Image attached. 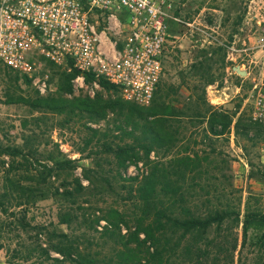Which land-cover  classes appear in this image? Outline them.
Returning <instances> with one entry per match:
<instances>
[{"label":"rangeland","instance_id":"rangeland-1","mask_svg":"<svg viewBox=\"0 0 264 264\" xmlns=\"http://www.w3.org/2000/svg\"><path fill=\"white\" fill-rule=\"evenodd\" d=\"M177 15L182 21L171 26L174 44L164 59V73L155 97L175 111H181V115L168 117V130L175 141L168 152L161 149L158 156L152 152L149 166L158 162L171 169L173 158L194 157L197 153L196 168L188 167L190 170L178 182L185 192L186 203L196 204L201 210L206 205L234 207L240 212V222L227 218L220 227L213 225L206 237L196 232L186 234L170 254L168 264H264V246H260L259 239L264 238V227L253 224L243 241L242 225L247 207L264 211V128L257 127L250 117L256 88L264 80V52L257 45L261 37L264 39V0H177ZM62 70L67 71L50 66L49 90L41 95L20 74L0 66V193L7 188L5 175L11 163V158L1 153V147L8 144L26 145L25 152L30 148L37 150L35 158H40L41 163L46 162L43 159L50 150L75 159L72 173L85 186L83 194L72 204L54 194L57 187L63 190L62 177H51L45 183L20 179L11 197L3 199L0 207L3 245L0 264H39L36 254L25 261L16 251L23 250V244H46L45 235L36 237L33 228L36 225L47 230L57 226L69 231L57 223V213L69 208L83 212L87 221L105 215L108 209L118 208L124 212L129 225H134L137 208L126 197L127 188L123 184L127 182L117 175L112 156L96 153L98 146L94 141L85 144L90 133L87 126L106 131L113 139L118 133L119 116L108 111L106 118L94 120L83 110L69 115L68 105L63 108L65 111L55 112L34 109L28 104L36 95L61 96L68 100L119 97L117 92L101 87L93 88L91 93V83L85 81L88 87H80L74 81L75 76L71 79L72 91L62 90L59 78ZM238 70L245 74H239ZM208 79L213 81L207 84ZM209 104L230 119L226 132L219 137L208 133L206 116L194 115L197 110L207 115ZM31 161L33 164L27 169L19 166L9 175H14L16 180L27 173L34 174V168L41 166L34 159ZM137 172L138 168L131 164L124 173ZM21 219L29 222L28 232L23 231ZM105 222L101 219L97 229L101 231ZM93 235L98 237L100 233L93 232ZM111 244H103V254L109 252Z\"/></svg>","mask_w":264,"mask_h":264},{"label":"trees","instance_id":"trees-1","mask_svg":"<svg viewBox=\"0 0 264 264\" xmlns=\"http://www.w3.org/2000/svg\"><path fill=\"white\" fill-rule=\"evenodd\" d=\"M51 68H59L50 65ZM2 67V66H1ZM3 70H11L3 67ZM59 70V69H58ZM12 71V70H11ZM15 72V71H14ZM18 73V72H16ZM19 74V73H18ZM77 74L75 69L71 71L62 70L59 75L60 88L71 92V79ZM23 80L30 84L31 80L26 75H21ZM95 77L87 73L85 81L92 83ZM213 80L208 79L207 84ZM99 86L107 91L113 90L119 97L104 100L100 96L95 99L74 98L72 100L52 95L32 97L28 102L34 109L46 108L55 112L66 111L70 115L75 110L86 111L91 119L101 120L106 118L107 112L111 111L119 116L117 125L118 133L109 138V133L101 131L99 128L87 126L89 136L85 139V144L89 145L93 141L96 147L95 152H103L112 156L116 165V173L127 188V199L133 202L137 212L133 215L134 225L130 226L124 212L118 208H111L105 215L96 216L87 221L84 214L76 212V209L59 211L58 224L65 225L69 231H65L57 226L51 230L42 225H36V237L45 235L46 244L34 243L33 246L23 244V250L16 251L25 261H29L35 254L39 257V264H168L172 252L179 246L181 238L188 233L196 232L200 236H205L208 230L215 225L220 227L225 219L232 218L235 223L240 222V212L234 207L205 206L201 210L196 204L191 206L186 203L185 192L181 189L179 180L183 179L188 167L196 168L197 153L194 157H175L171 160V169L160 166L155 162L150 168V155L152 152L159 155L161 149L169 151V147L174 143L175 138L168 130V117L177 118L181 111H175L171 106H167L163 101L156 100L154 95L151 104L142 106L124 100L116 85L105 78H97ZM158 88V87H157ZM157 92V90H156ZM155 92V94H156ZM204 115L200 111H195L194 115L207 118L208 133L219 137L226 132L230 119L228 116L210 104L207 105ZM257 127L264 126L255 123ZM25 146L11 145L1 147V153L11 158L10 168L5 175L7 188L0 193V207L3 206V199L11 197L19 180L37 181L45 183L51 177L59 179L62 177L61 186L63 190L55 188L56 197L76 203L83 194L85 186L81 179L74 176L75 159L61 156L59 152L50 150L48 156L44 158L46 162L41 163L40 158H35L37 150L28 149ZM80 152V151H79ZM20 158L21 160H17ZM32 159L39 162L41 168H34V174L19 176L14 180V175L10 176L12 170L19 166H31ZM142 163L141 166L139 164ZM135 165L138 172L134 174L124 173L129 165ZM142 167V170L140 169ZM149 167V168H148ZM16 184V185H15ZM15 186V187H14ZM209 203L210 199H206ZM4 209V208H3ZM83 217L81 219L80 217ZM101 219L106 222L100 231L96 225ZM23 231L30 230L29 222L19 221ZM75 224V225H74ZM259 224L264 227V211L245 209L242 218L243 241L247 239L249 227ZM74 225V226H73ZM123 229H126L123 232ZM93 232H99L95 237ZM175 236V237H174ZM101 239V244L96 241ZM264 246V238H259ZM108 253L103 254V244H110ZM3 247L0 242V249ZM100 247V248H99ZM93 249H96L93 252ZM100 249V250H97ZM57 254V255H54ZM27 262L25 264H30ZM36 264V263H35Z\"/></svg>","mask_w":264,"mask_h":264},{"label":"built area","instance_id":"built-area-1","mask_svg":"<svg viewBox=\"0 0 264 264\" xmlns=\"http://www.w3.org/2000/svg\"><path fill=\"white\" fill-rule=\"evenodd\" d=\"M177 0H0V66L26 75L43 95L50 65L75 69L116 85L120 96L148 105L173 47ZM264 52V39L257 44ZM264 77V66H263ZM250 117L264 126V80L256 88Z\"/></svg>","mask_w":264,"mask_h":264},{"label":"water","instance_id":"water-1","mask_svg":"<svg viewBox=\"0 0 264 264\" xmlns=\"http://www.w3.org/2000/svg\"><path fill=\"white\" fill-rule=\"evenodd\" d=\"M239 74L241 75H244L245 74V71H242V70H238Z\"/></svg>","mask_w":264,"mask_h":264},{"label":"crops","instance_id":"crops-1","mask_svg":"<svg viewBox=\"0 0 264 264\" xmlns=\"http://www.w3.org/2000/svg\"><path fill=\"white\" fill-rule=\"evenodd\" d=\"M257 53H259V52H257Z\"/></svg>","mask_w":264,"mask_h":264}]
</instances>
